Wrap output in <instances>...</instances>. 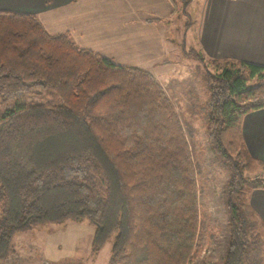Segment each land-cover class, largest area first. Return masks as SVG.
<instances>
[{
    "label": "trees",
    "instance_id": "16d2710c",
    "mask_svg": "<svg viewBox=\"0 0 264 264\" xmlns=\"http://www.w3.org/2000/svg\"><path fill=\"white\" fill-rule=\"evenodd\" d=\"M182 54L202 64L197 107L228 171L220 264H264V222L249 203L264 189V161L241 130L247 112L264 108V66ZM32 95L54 102H21ZM190 129L148 70L49 34L34 14L0 11V261L16 232L86 218L93 252L113 236L107 264H191L204 217Z\"/></svg>",
    "mask_w": 264,
    "mask_h": 264
},
{
    "label": "crops",
    "instance_id": "0c3cea01",
    "mask_svg": "<svg viewBox=\"0 0 264 264\" xmlns=\"http://www.w3.org/2000/svg\"><path fill=\"white\" fill-rule=\"evenodd\" d=\"M193 6L194 43L205 58L264 66V0ZM180 10L176 0H0V11L34 14L49 34L67 32L78 46L148 70L160 83L172 75L174 56H181L173 30ZM241 130L249 154L264 161V108L247 112ZM249 203L264 222V189L251 191Z\"/></svg>",
    "mask_w": 264,
    "mask_h": 264
},
{
    "label": "rangeland",
    "instance_id": "374dc122",
    "mask_svg": "<svg viewBox=\"0 0 264 264\" xmlns=\"http://www.w3.org/2000/svg\"><path fill=\"white\" fill-rule=\"evenodd\" d=\"M176 1L181 12L176 17L173 30L180 42L178 51L181 50V56H174L175 65L173 68L171 66L169 71L172 75L166 77L167 80L160 84L175 107L183 127L191 128L188 130L191 135L187 139L196 164V179L200 190L199 211L204 217L200 252L191 264H220L229 235L223 191L228 171L210 148L203 119L197 107L206 98L207 93L200 76L202 64L182 54V47L185 50L197 49L192 34L195 23L193 4L199 0H189L184 11L182 0ZM21 102L28 105L36 102L50 104L54 101L32 95ZM93 233L94 225L86 218H67L61 222L38 224L16 232L12 238V251L0 262L2 264H107L113 236L109 237L97 252H93L91 250Z\"/></svg>",
    "mask_w": 264,
    "mask_h": 264
}]
</instances>
